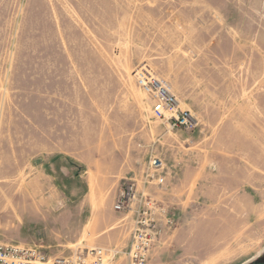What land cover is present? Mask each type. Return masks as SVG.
<instances>
[{"label": "rangeland", "instance_id": "obj_1", "mask_svg": "<svg viewBox=\"0 0 264 264\" xmlns=\"http://www.w3.org/2000/svg\"><path fill=\"white\" fill-rule=\"evenodd\" d=\"M139 72L194 129L154 117ZM151 155L174 224L147 264L264 255V0H0V241L74 254L83 194L143 189Z\"/></svg>", "mask_w": 264, "mask_h": 264}, {"label": "built area", "instance_id": "obj_2", "mask_svg": "<svg viewBox=\"0 0 264 264\" xmlns=\"http://www.w3.org/2000/svg\"><path fill=\"white\" fill-rule=\"evenodd\" d=\"M138 83L153 102V114L157 120L166 121L171 130L194 129L191 114L180 108L176 97L165 85L157 82L147 73L136 74ZM163 161L151 155L144 173L143 189L134 180L123 182L114 209L131 214L133 226L130 244L123 253L117 248H79L70 256H52L38 246L3 243L0 241V264H115L121 254L126 264H147L149 252L159 243L174 224L168 204L158 201L148 193V186L164 187Z\"/></svg>", "mask_w": 264, "mask_h": 264}, {"label": "crops", "instance_id": "obj_3", "mask_svg": "<svg viewBox=\"0 0 264 264\" xmlns=\"http://www.w3.org/2000/svg\"><path fill=\"white\" fill-rule=\"evenodd\" d=\"M51 155L54 157L58 154ZM120 181L121 178L115 181V188L111 191L88 189L83 194V200L79 207L82 212L90 214L88 219L90 221L85 222L83 230L79 233V240L83 243V248H117L122 250L127 247L133 225L131 214L117 212L114 209L119 194Z\"/></svg>", "mask_w": 264, "mask_h": 264}, {"label": "flooded vegetation", "instance_id": "obj_4", "mask_svg": "<svg viewBox=\"0 0 264 264\" xmlns=\"http://www.w3.org/2000/svg\"><path fill=\"white\" fill-rule=\"evenodd\" d=\"M250 264H264V255L261 256L260 258L256 259L254 262Z\"/></svg>", "mask_w": 264, "mask_h": 264}]
</instances>
